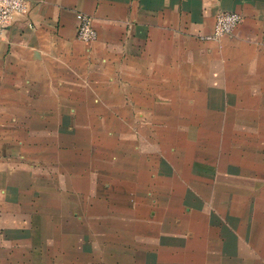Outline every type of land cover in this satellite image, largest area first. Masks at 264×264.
<instances>
[{
	"label": "crops",
	"instance_id": "crops-1",
	"mask_svg": "<svg viewBox=\"0 0 264 264\" xmlns=\"http://www.w3.org/2000/svg\"><path fill=\"white\" fill-rule=\"evenodd\" d=\"M223 10L239 13L238 25L219 40L204 38L213 32L216 15ZM82 15L91 17L97 30L90 42L76 36ZM53 72L60 77L48 86ZM80 72L90 75L87 91L108 98L112 106L118 103L115 98L125 96L119 106L147 107L154 101L156 113L161 104L156 92L161 89L198 91L207 105L218 104L219 93L232 83L235 108H249L244 113L235 109L234 122L245 116L254 123L264 117V0H27L26 10L14 16L0 37V264H94L89 252L93 256L96 246L82 243L83 229L61 222L47 227L46 217L35 206L31 210L36 200L62 204L61 198L30 197L29 184L20 181L21 170L30 176V155L37 151L32 150V140H38L43 154L47 140L56 138L46 123L61 126L58 133L69 123L66 136L73 138L72 123L78 119L72 108L79 105L73 84L79 83ZM63 74L77 79L70 83ZM133 91L151 93L135 102ZM69 96L74 100L68 101ZM118 199L111 194L109 201L116 204ZM155 201L162 204L161 199ZM54 209V221H61L57 209L62 208ZM126 230L105 226L98 244L115 255L116 264H174L165 259L176 252L181 264H187L184 245L196 254L206 251L193 230L179 235L167 226L159 236L155 230ZM148 236L153 238L144 239ZM228 244L220 245L219 251ZM235 248L246 264H264L261 253L243 254L240 245ZM80 251L87 252L86 259H80Z\"/></svg>",
	"mask_w": 264,
	"mask_h": 264
},
{
	"label": "rangeland",
	"instance_id": "rangeland-1",
	"mask_svg": "<svg viewBox=\"0 0 264 264\" xmlns=\"http://www.w3.org/2000/svg\"><path fill=\"white\" fill-rule=\"evenodd\" d=\"M54 72L48 86L60 77ZM61 77L68 82L77 79L70 74ZM79 78L73 84L79 102L72 108L78 119L72 123L73 138L66 136L69 123L63 124L62 133H58L61 126L46 123L56 138L47 140L43 154L38 140H32L36 142L32 150L37 151L30 155V176L28 170L20 172V181L29 184L30 197L62 200V204L39 200L31 204V210L35 206L46 217L45 226L53 222V227L60 222L66 227L78 225L83 229L82 243L96 246L93 256L89 252L94 264H116L115 255L98 245L105 226L127 228L126 233L133 227L141 232L155 230L158 236L164 235L167 226L179 235L193 230L206 251L196 254L184 245L187 264H246L245 256H237L238 245L243 254L255 250L264 255V117L253 123L240 116L243 120L234 122L238 119L235 109L249 111L235 108L234 84L219 93L218 104L207 101V105L198 91L161 89L156 92L161 102L156 113L150 100L147 107L119 106L125 96L115 98L118 103L112 106L108 98L87 91L89 74L80 72ZM95 81L100 82L98 77ZM149 93L133 91L131 95L140 102ZM111 194L118 195L116 204L109 201ZM56 206L62 208L57 209L61 221H54ZM226 243L228 249L221 253L219 246ZM79 254L86 259V251ZM165 260L182 263L180 252Z\"/></svg>",
	"mask_w": 264,
	"mask_h": 264
},
{
	"label": "built area",
	"instance_id": "built-area-1",
	"mask_svg": "<svg viewBox=\"0 0 264 264\" xmlns=\"http://www.w3.org/2000/svg\"><path fill=\"white\" fill-rule=\"evenodd\" d=\"M27 0H0V37L6 26L15 15L26 10ZM241 20L239 13L234 11H220L216 15L213 32L204 36L207 39H216L224 34L231 33ZM76 36L80 41L90 42L97 37V30L93 26L91 17L82 15L77 26Z\"/></svg>",
	"mask_w": 264,
	"mask_h": 264
}]
</instances>
